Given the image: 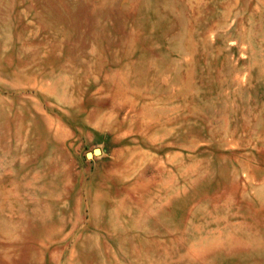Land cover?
Segmentation results:
<instances>
[{
    "label": "rangeland",
    "instance_id": "374dc122",
    "mask_svg": "<svg viewBox=\"0 0 264 264\" xmlns=\"http://www.w3.org/2000/svg\"><path fill=\"white\" fill-rule=\"evenodd\" d=\"M0 264H264V0H0Z\"/></svg>",
    "mask_w": 264,
    "mask_h": 264
}]
</instances>
